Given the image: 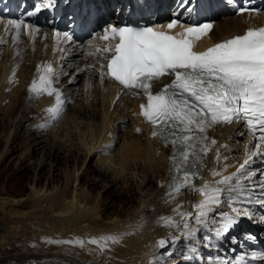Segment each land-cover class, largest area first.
Listing matches in <instances>:
<instances>
[{
    "label": "bare ground",
    "instance_id": "obj_1",
    "mask_svg": "<svg viewBox=\"0 0 264 264\" xmlns=\"http://www.w3.org/2000/svg\"><path fill=\"white\" fill-rule=\"evenodd\" d=\"M250 17L251 13L247 12H227L218 16L209 32L211 40L241 31ZM4 24L3 20L0 23V126L3 118H11L8 119L11 126L4 141L0 142L3 145L2 150L0 147V161L9 155L11 160L16 157L19 163L26 162L23 175L24 172L29 173L32 162L34 167L48 163L50 171L52 168L55 170L65 157H70L68 161L74 165L72 169L66 168L64 177L60 176L61 179L57 180L61 184L51 181L54 175L44 181L42 174L36 171L27 199L1 196L0 261L16 263L14 259H19L22 264H31L36 259L44 261L45 258H52L56 262L63 259L66 264H158L157 258H163L158 241L166 238L177 245L178 251L184 249L196 264H216L217 257L228 264H253L250 260L252 254L246 245L241 244L238 251V245L231 247L228 253L226 240L218 246L219 238L209 231L212 225L198 224L195 215L188 223L189 228H170L158 223L174 202L182 205V212L196 209L191 199L199 192L193 188L184 189L178 197L171 198L172 203L165 204L164 173L168 165V150L148 135V124L136 111L135 91L132 90L129 95L122 94L112 104L114 91L110 80L101 78L100 70L94 67L81 69L83 64L91 62V54L85 53V45L58 42L49 36L50 30L44 28L38 36L20 30L17 37L15 29ZM44 50L59 58L64 65L59 74L57 67L56 75L67 90V101L62 118L55 123L51 115L40 108L51 99L41 97L36 101L28 100L26 92L34 62ZM70 50L73 52L72 60L65 58ZM91 52L99 53L96 49ZM10 63L13 64L12 75H17L15 79L4 76L10 69ZM65 70H68L67 76L71 81L63 78ZM126 118L130 121L123 127L122 120ZM214 133L218 143L205 159L206 166L200 171L201 178L194 180L195 188H202L206 182L215 184L220 177L213 176V171H220L222 175L235 173L240 161L252 150L251 143H247V133L239 123L222 125ZM15 143L17 145L14 146ZM38 146L46 152L37 154ZM216 149L219 150V159ZM16 150H20L19 155L15 153ZM79 155L83 157L80 166H77L74 158ZM90 158H95V162L101 164V167L95 166L93 171L98 172L103 167L107 172L101 171L96 178L109 176L112 179L109 184L120 181L127 192L134 189L140 195L147 186H152V192L140 196L141 199L131 210L125 208L133 201L127 195L125 201V198L118 199V202H124L122 209L112 208L108 197L100 192L94 194L95 185L89 189L79 181L81 169L91 170L87 163ZM261 160L262 156L254 158L246 169L257 173L254 182H259V173L264 172ZM9 167L13 168L11 165ZM252 206V210H249ZM233 207H246L249 213H258L255 203L250 206L236 204ZM175 219L179 220L180 217L177 215ZM208 219L211 220V216ZM189 230L193 232L191 237L188 236ZM103 234H117L122 238L119 243L110 244L103 251L97 245L86 243L81 246L68 242L77 238L87 241L90 237ZM225 252L229 255L221 257L220 254Z\"/></svg>",
    "mask_w": 264,
    "mask_h": 264
},
{
    "label": "snow or ice",
    "instance_id": "obj_2",
    "mask_svg": "<svg viewBox=\"0 0 264 264\" xmlns=\"http://www.w3.org/2000/svg\"><path fill=\"white\" fill-rule=\"evenodd\" d=\"M35 11L39 12L40 8ZM9 24L17 37L22 27L32 29L22 19ZM177 27L182 31L174 32ZM211 28L208 23L182 25L177 19L158 27L113 25L101 37L106 42L103 51L110 53L107 64L101 65V78L108 76L123 89L146 97L147 102L140 108L142 116L152 125V136L159 135L165 145H172L165 204L172 203L171 198L178 197L184 189L193 188L202 193L204 199L195 206V220L204 226L211 224L209 231L221 238L227 237L242 218L252 219L246 207L221 211L222 203L248 206L256 203L264 207V172L259 173V182H254L257 173L246 171L254 158L264 156V28H249L243 35L197 51V41ZM64 38L72 39L67 33ZM112 40L116 42L110 43ZM166 77H171V83L153 92V87ZM55 83L53 66H38L28 89L30 99H39L45 94L55 96V104L46 109L53 123L62 118L66 103ZM241 121L254 141L251 152L235 173L222 175L220 171H213V176L220 177L214 185L206 182L202 188H195L194 180L201 178L205 158L218 143L208 136V130ZM245 150L248 151L247 145ZM216 155L219 159L218 149ZM181 207L177 203L172 209L173 215L160 217L158 223L170 228H189L188 221L193 214L182 212ZM177 215L179 220L175 219ZM192 235L189 230L188 236ZM121 238L117 234H103L87 241L77 238L68 242L97 245L103 251L110 244L119 243ZM158 245L166 247L167 240L160 239ZM216 264L228 262L217 257Z\"/></svg>",
    "mask_w": 264,
    "mask_h": 264
},
{
    "label": "rangeland",
    "instance_id": "obj_3",
    "mask_svg": "<svg viewBox=\"0 0 264 264\" xmlns=\"http://www.w3.org/2000/svg\"><path fill=\"white\" fill-rule=\"evenodd\" d=\"M11 120V118H8ZM8 119H4L3 118V122L2 123V127L0 128V142H3L5 139V134L7 133L8 129H9V125H10V121ZM11 126V125H10ZM20 139L22 140V131H21V137ZM33 142H36L35 139H32ZM17 145V143L14 144V146ZM1 150L3 145L0 144ZM41 146H38L37 149V154L39 152H46L45 151V145L43 150L39 149ZM1 150H0V154H1ZM41 150V151H40ZM16 154H20V150H16L15 151ZM82 157L83 155H79L76 159V163L77 166L81 164L82 162ZM11 156L7 155L5 156V158H3L0 161V198L1 196H5L10 197V198H15V199H27L29 196V191H30V186H31V181L32 179L36 176V171L38 173L42 174V178L44 179V181L46 179H49L52 175L51 181L54 182V180L57 182L58 179H61L60 176H63L64 173L66 172V168L67 169H72L73 165L70 164V161H68L69 158L65 157L63 159H61V164H59L58 166H56L53 170V168L50 171V167L49 164H45L44 166H40V165H36L34 167V162H32L30 164V170L29 173L24 172V176L23 175V166L26 163H19V161L17 160L18 158H14L11 160ZM71 162H73V157H71ZM29 161V160H28ZM39 163V161H38ZM64 163V164H63ZM87 163L90 165L89 169L91 168V170H87L85 171L84 169L80 170V176H79V181H81V184L84 186H89V189H92V187L95 185L96 188V192L94 193L95 195L97 193H101V195L108 197L109 200L111 201V204L109 206H112V208L117 209V207L119 209H122L124 206V202H118V199L126 200V197L128 196V198L133 199V201L131 200V202L125 207L126 210H131L141 199L140 196H146L148 194H150L152 192V186H147L146 189H144V192H141V194H137L136 190H132L130 192H127L126 187L123 186L122 182L118 181L115 182L114 184L110 183V181H112V179L108 176L105 177L104 179H99L96 178L101 171L104 173H107L105 171V169L102 167L100 168V171H93V169H95L98 167H101V164L99 162H95V158H90V161H87ZM96 163V164H95ZM13 166L9 167L8 165ZM66 164V165H65ZM65 165V166H64ZM72 165V166H71ZM17 166V167H16ZM67 166V167H66ZM37 168V170H35ZM64 170V171H63ZM50 176V177H49ZM112 176V175H111ZM54 177V178H53ZM64 177V176H63ZM92 179V180H91ZM64 180V178H63ZM61 180V181H63ZM59 184H61L60 182H57ZM58 184V185H59ZM107 185V186H106ZM123 194V195H122ZM127 195V196H126ZM123 203V204H122ZM123 205V206H122ZM130 208V209H129ZM185 242V241H182ZM177 245L174 243H172V241H169L167 243L166 247H161L159 252L163 254V258H157L156 262L158 264H194L196 261L195 259L187 256V254L184 252V249H181L180 251L177 250ZM183 246V245H182ZM46 260H33L31 262V264H66L65 260H59L60 262H56L54 259L52 258H45ZM17 262L14 263H6L3 261H0V264H22V261H20L19 259H14ZM36 261V262H35ZM65 262V263H64ZM70 264V263H68ZM196 264V263H195Z\"/></svg>",
    "mask_w": 264,
    "mask_h": 264
}]
</instances>
